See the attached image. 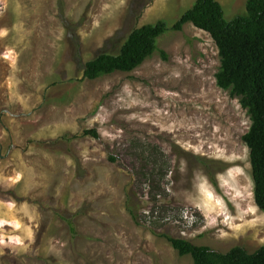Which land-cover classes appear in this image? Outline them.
Returning a JSON list of instances; mask_svg holds the SVG:
<instances>
[{
	"label": "rangeland",
	"instance_id": "1",
	"mask_svg": "<svg viewBox=\"0 0 264 264\" xmlns=\"http://www.w3.org/2000/svg\"><path fill=\"white\" fill-rule=\"evenodd\" d=\"M194 1L0 0V264H193L162 235L264 245L251 122L216 84L207 33L167 30L133 71L83 79L133 28L171 25ZM217 1L227 21L246 13Z\"/></svg>",
	"mask_w": 264,
	"mask_h": 264
},
{
	"label": "trees",
	"instance_id": "2",
	"mask_svg": "<svg viewBox=\"0 0 264 264\" xmlns=\"http://www.w3.org/2000/svg\"><path fill=\"white\" fill-rule=\"evenodd\" d=\"M186 23L211 37L220 59L216 84L237 98L249 116L251 123L242 140L249 148L254 201L264 212V0H247L246 13L230 21L225 19L217 0H195L171 25L158 20L133 28L119 53H100L84 64L83 79L95 80L115 72L133 71L155 53L157 40L165 31H182ZM84 134L98 137L95 129L85 130ZM153 174L154 170H150L146 175ZM137 209L128 204L136 223ZM60 217L68 225L71 236H78L73 218ZM162 236L180 255H190L193 264H264V245L253 252L237 245L222 253L185 239Z\"/></svg>",
	"mask_w": 264,
	"mask_h": 264
}]
</instances>
